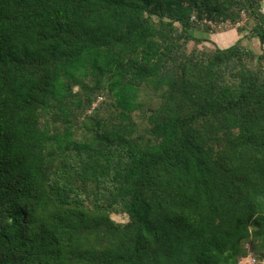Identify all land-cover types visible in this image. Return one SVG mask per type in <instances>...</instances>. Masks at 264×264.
I'll return each instance as SVG.
<instances>
[{"label": "trees", "instance_id": "obj_1", "mask_svg": "<svg viewBox=\"0 0 264 264\" xmlns=\"http://www.w3.org/2000/svg\"><path fill=\"white\" fill-rule=\"evenodd\" d=\"M263 4L0 0V264H264Z\"/></svg>", "mask_w": 264, "mask_h": 264}, {"label": "rangeland", "instance_id": "obj_2", "mask_svg": "<svg viewBox=\"0 0 264 264\" xmlns=\"http://www.w3.org/2000/svg\"><path fill=\"white\" fill-rule=\"evenodd\" d=\"M263 11H264V4H263ZM241 26L243 25H246L247 26V30L243 32V42L244 44L248 45L251 47V41L252 39H254V36H251L250 35V23L249 21L247 20V15H244V18H243V22L241 21ZM237 26V25H236ZM232 27L231 24H229V26H227L226 28H230ZM238 31H235V29H230L226 32H222V33H217L215 34V39L217 40V38L219 37L221 39V37H224L225 38V41L227 42V44H224V43H219L218 40L215 42L213 40V36L212 35H207V38L211 39L210 41H206L204 45L206 46H209V47H213L214 45H217V44H220L221 47H228V46H231L233 44H235V42L238 40ZM240 34V33H239ZM199 35H203V34H199ZM241 35V34H240ZM223 38V40H224ZM239 38V39H240ZM193 44V43H192ZM254 46H252L253 48ZM254 50H259L258 49V46L257 47H254L253 48ZM263 62H264V59H263ZM112 217L118 221V222H126L128 220V217L125 216V215H120V214H113ZM254 257V256H253Z\"/></svg>", "mask_w": 264, "mask_h": 264}, {"label": "crops", "instance_id": "obj_3", "mask_svg": "<svg viewBox=\"0 0 264 264\" xmlns=\"http://www.w3.org/2000/svg\"><path fill=\"white\" fill-rule=\"evenodd\" d=\"M233 29H235V31H238L236 28H233ZM220 33H222V32H220ZM243 35H244V34H241V35H240V34L238 33V39H239L240 37L243 38ZM212 36H213V40H214L215 42H216V41L218 40V38H219V37H218L217 40H216L215 37H214L215 34H213ZM223 38H224V37H221V39L219 38L218 42H219V43L227 44V42L225 41V38H224V40H223ZM218 45H220V44H218ZM252 46H254V47H257V46H258V49L260 48V46H261V42H260L259 38L254 37V39H252V41H251V47H252ZM254 47H253V48H254Z\"/></svg>", "mask_w": 264, "mask_h": 264}, {"label": "built area", "instance_id": "obj_4", "mask_svg": "<svg viewBox=\"0 0 264 264\" xmlns=\"http://www.w3.org/2000/svg\"><path fill=\"white\" fill-rule=\"evenodd\" d=\"M229 22L223 23L225 26H229ZM241 24V21H239L236 25L239 26ZM257 262L256 258L253 257L252 255H249L246 258H243L240 260L239 264H255Z\"/></svg>", "mask_w": 264, "mask_h": 264}]
</instances>
